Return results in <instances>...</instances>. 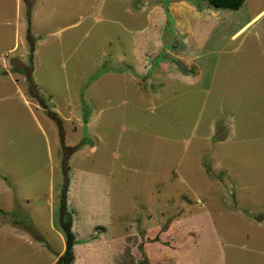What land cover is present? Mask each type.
Listing matches in <instances>:
<instances>
[{
  "label": "rangeland",
  "instance_id": "1",
  "mask_svg": "<svg viewBox=\"0 0 264 264\" xmlns=\"http://www.w3.org/2000/svg\"><path fill=\"white\" fill-rule=\"evenodd\" d=\"M104 1V21L69 29L0 0V264H64L70 247L69 264H264V15L230 40L264 0ZM184 48L195 59L167 76ZM136 62L144 96L123 84ZM79 106L90 131L63 120Z\"/></svg>",
  "mask_w": 264,
  "mask_h": 264
},
{
  "label": "crops",
  "instance_id": "2",
  "mask_svg": "<svg viewBox=\"0 0 264 264\" xmlns=\"http://www.w3.org/2000/svg\"><path fill=\"white\" fill-rule=\"evenodd\" d=\"M85 1H88V0H73V1L72 0L71 1L70 0H43L41 2V5H40V1L35 0V3L33 4L34 6L32 7L33 8L32 9V18L35 19V17L33 16V14L36 13L37 10L39 11V10L42 9L43 21L44 22L45 21L46 22L49 21V22H56L57 24L58 23L59 24H61V23L62 24H70L68 26L69 29H71V28L78 29V28H81L84 25L86 26V25H90L92 23L98 24L99 22L101 23L102 21H104L105 19L103 18V16H104L103 13L106 10L105 4H104L105 1L102 0L100 5L97 4V2L94 1L93 2L94 5L93 6L90 5V14L84 17L83 14H82V12H80V10L77 9V6H79V8H81L84 5V2ZM110 1H113V3H115V1H121V0H110ZM123 3H125V0H124ZM182 5H185V3H183ZM38 6H42V7H38ZM109 6H110L109 7V13H108L109 15H113V13H110V11H112L113 8H114V10L116 12L121 9V10H123L125 12L128 23L131 21V19H130L131 6H128V5L127 6H124L122 4L112 5V3ZM185 6H187V7L189 6L191 9L194 10V8H192L188 4H186ZM71 9H73V10H71ZM94 12H96V14H94ZM172 13H173L172 15L175 16L177 19H180L182 17V13L179 11V8H177V7L175 8V10H173ZM263 15H264V9L261 10L254 17H252L249 21H247L246 23H244L238 30H236L235 32H233L230 35V40L233 41L238 36H240L242 33L247 32L249 28H252L254 26V25L253 26H250V25H252L255 21H257ZM216 17L217 18L218 17H221V15H218ZM84 20L85 21H88V22L85 23ZM109 20L111 22L113 21V19H109ZM176 26H177L178 29H180L182 27V25L179 24V23H177ZM63 29L65 30L66 27L63 28ZM189 30H191V26L187 27L184 32H189ZM211 32H209V31H205L204 32L205 33L204 39H203V49L204 50H205V46L208 44V42L210 40V35H212ZM56 34H59L60 35L59 32L54 33V35H56ZM137 34H140V33L137 32ZM153 36H156V32L153 34ZM36 37H41L38 31L36 33ZM223 37H224V35H222L221 40H222ZM72 38H75L74 44L76 43V45H77L78 44V41H80V40H78L77 37H75V36H72ZM226 42H230V41L227 40ZM218 45H220V44L218 43ZM214 46H216V45H214ZM72 47H73V45H72ZM216 47L214 48L215 50L213 51V49H212V51L210 53H214L217 50L219 51V53H226L225 52L226 43L223 45L222 49L220 47L219 48H216ZM184 49L186 51V48H184ZM185 51L183 53H179V52L178 53H175L171 57V62H170L171 63V67H170V65H168V64H170V63H168V61H162L161 63H159L162 72L165 73L167 76H169L171 73H174L173 72V69L174 70H177V67L179 68V65H178V62L179 61L186 62V64H187L191 60H194L195 59V56H192L193 54H190L189 55L188 52L187 51L185 52ZM207 51L208 50H205L203 52V54L206 55V56L208 54ZM33 52L35 53V48L33 49ZM33 58H34V55H33ZM218 62H219V59L217 60V63ZM136 65H137V67L139 66L138 67L139 70L135 71V73L133 75H131V78L132 79H127V80L125 79L124 82H123V84L124 85L133 84V86H136L137 87V89L134 90V91L138 92V94L142 93V95L144 96L145 93L142 92V90L139 88V85H141V81L142 80H145L146 79V78H144L147 75V72H145V71H148V69H150V68H148V65L147 64H143L141 66L139 63L136 62L135 66ZM209 66H210V64H209ZM114 69H117V68H114ZM118 73H119L118 70H114V71H111L109 74H118ZM183 77H185V75H183L182 78ZM71 99L74 100V98H71ZM79 107H80L79 111H76L75 114L74 113H70L68 115V118L67 119H63V120L64 121L65 120H68L69 121V120H71L72 117H76V123L73 124L75 130L77 131L81 126H83V127H86L90 131L93 128V123H92L93 122V116H90V114H87L86 112H84L83 110H81V106H79ZM70 112H72V111H70ZM98 117H99V114L95 118V120H98L97 119ZM97 136L99 137V141L102 142L103 139L100 137V135H97ZM223 138H225V139L227 138V133L226 134L225 133L223 134ZM88 140H90V139H86L85 141L87 142ZM84 146H86V144H84ZM92 149L95 150L96 148L93 146ZM77 192H79V197H84L83 189H80ZM89 194H91V192L88 193V196H89ZM262 217H260V218H262ZM250 223H251L250 226L251 227L252 226L255 227L257 230H259L264 225V222H261L260 220H258L257 223H254V221H251ZM208 239L209 238H203L202 240L203 241H207ZM174 249H172V253L171 254H174L175 255V258H172V260H174V261L177 262L180 258L178 256L177 250H174ZM254 252L256 254H260V251L259 250H254ZM62 253H63V250H62L61 254ZM61 254H59V255H61ZM73 255H74V253H73ZM167 258H169L168 257V254L167 253H162L161 256L159 258L157 257L156 260L160 264H167ZM183 258H185V257L182 254V258H181L182 261H183ZM204 262L205 261H202L203 264H204ZM169 264H172L171 261H170Z\"/></svg>",
  "mask_w": 264,
  "mask_h": 264
},
{
  "label": "trees",
  "instance_id": "3",
  "mask_svg": "<svg viewBox=\"0 0 264 264\" xmlns=\"http://www.w3.org/2000/svg\"><path fill=\"white\" fill-rule=\"evenodd\" d=\"M198 1L201 3H203V2L209 3L213 8L227 9V10L228 9L229 10H239L243 7V5L245 3V0H198ZM29 36L32 39L31 35H29ZM32 52H33V49H32ZM76 148H74V149H76ZM66 150L70 151L69 148H66ZM72 152H73V150H71L68 153H72ZM63 215H65V212H63ZM64 226H65V229L68 233L69 243L71 244L75 240V236L71 231L72 228H71L69 223L68 224L64 223ZM72 257H73V251H72V248L70 247V248H68L66 255L64 257H62L61 260L64 262V264H69V262L72 261Z\"/></svg>",
  "mask_w": 264,
  "mask_h": 264
}]
</instances>
